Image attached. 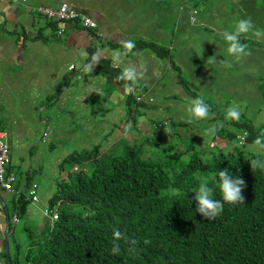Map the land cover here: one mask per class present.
I'll return each mask as SVG.
<instances>
[{
    "label": "crops",
    "instance_id": "obj_1",
    "mask_svg": "<svg viewBox=\"0 0 264 264\" xmlns=\"http://www.w3.org/2000/svg\"><path fill=\"white\" fill-rule=\"evenodd\" d=\"M64 2L90 16L97 29L92 32L77 27L73 22L48 20L31 11L32 7L39 5L56 7ZM225 2L230 3L231 0ZM187 3V0L0 2V131L6 133L5 141L11 153L7 166L16 176L15 187L24 188L26 180L30 179V183L37 184L39 189L30 167L32 150L36 146L35 128H41L39 137L42 142L47 137L49 148L56 142L66 145L61 164L71 153L92 150L103 153L122 139L131 144L148 139L155 134L161 121L168 122L167 133L173 132L170 123L178 120L174 117H178L188 102L183 84L201 81L202 78L195 75L198 68L212 65L217 67L213 70L217 73L221 64L219 49L215 53L212 51L211 60L204 59L202 53L193 52L192 56L188 52L185 45L188 40L187 16L180 10ZM197 8L199 15L200 9ZM220 8L218 2L211 7V30H219ZM257 17L262 24L261 12ZM241 38L247 46L253 42L247 51H261L257 48L264 51V47L259 46L264 38V23L255 30L253 38L249 34H242ZM129 40L134 44L154 42L166 48L169 54L160 57L147 46L129 50L126 46ZM93 55H98L100 61L88 72L84 66ZM195 57L198 60L193 61ZM190 62L198 68L189 69ZM222 63L226 67L235 65L229 60ZM70 65L74 68L70 69ZM102 66L112 69L114 76L105 73ZM127 67H133L141 74L132 95L127 88L128 81L121 78ZM256 73L254 82L261 85V68ZM183 74L186 75L183 77ZM219 74L216 75L217 82ZM176 94L182 95L178 103L175 102ZM132 96H139L140 100L135 99L133 112L129 113L128 99ZM238 106L243 114L245 110ZM160 109L166 117L154 121L155 112ZM211 114L210 119L220 120L214 111ZM58 118L64 123L58 124ZM75 121L84 123L76 126L72 123ZM86 122L95 123L86 126ZM28 131L32 133L31 138L22 143L21 138ZM214 143L218 146L216 141ZM21 146L26 148L27 159L22 155L24 150H20ZM63 167L61 165V170ZM37 193L40 200L38 190ZM12 202L13 194L0 188V250L5 249L6 235L9 241L10 222L13 226L17 222V218L9 214ZM46 206L47 202L43 207L38 203L28 205L25 223L34 232L43 229L49 221L43 213ZM20 231L15 232L17 240Z\"/></svg>",
    "mask_w": 264,
    "mask_h": 264
},
{
    "label": "trees",
    "instance_id": "obj_2",
    "mask_svg": "<svg viewBox=\"0 0 264 264\" xmlns=\"http://www.w3.org/2000/svg\"><path fill=\"white\" fill-rule=\"evenodd\" d=\"M197 7L180 8L188 20L189 12L195 10L191 24L197 23ZM143 46L160 57L169 54L154 42L139 41L132 49ZM101 69L114 76L112 69ZM183 85L189 95L194 94ZM135 99H128L129 113ZM211 111L226 118V112L210 105ZM229 122L245 132V141L240 142L237 132L221 128L213 139L227 141L232 152H220L208 161L195 152L185 160L184 152L175 153V146L169 144L162 149L173 153L147 156L148 139L133 144L122 139L103 153L69 154L61 165L70 163L71 170L47 201L54 219L43 229L34 232L25 223L31 203L25 194L13 195L9 214L17 222L15 226L10 222L8 254L0 250V264H264V169L251 164L257 152L241 149L264 135V125L255 126L244 117ZM189 123L170 124L184 127ZM225 167L243 179L244 200L236 205L225 203L222 213L208 220L196 211L192 189L205 178L217 185L218 168ZM31 183L27 179L24 187ZM173 190L179 195L173 196ZM215 196L221 198L218 188ZM115 229L127 239L122 238L120 252L112 254ZM23 232L28 234L25 241L20 238Z\"/></svg>",
    "mask_w": 264,
    "mask_h": 264
},
{
    "label": "rangeland",
    "instance_id": "obj_3",
    "mask_svg": "<svg viewBox=\"0 0 264 264\" xmlns=\"http://www.w3.org/2000/svg\"><path fill=\"white\" fill-rule=\"evenodd\" d=\"M189 1L191 4L197 5L199 7L200 14L198 15L196 24H191L187 18L186 29L188 33V40L185 42L186 48L190 55L193 56V52L195 54L202 53L201 55H203V58L207 60L212 59V51L215 53V51H217L216 49H219V60L221 62V64H219V72L221 73L219 74V72H214L213 70H217V67L212 65H204L200 69L196 66H192L191 62L188 64V67H190L189 69L198 68L195 75L200 76L202 79L200 82H194V84H190L189 81L187 82L189 90L193 91L194 94L189 95V93L186 91L188 102L184 105V109L180 111L178 117H174V119H178L174 122L176 123L181 119L186 121L187 107L191 100L203 94L206 97L207 102H209L212 107L217 108V110L221 113H225V111H227V105L232 106L235 103V105H240L243 110H245L243 114H241V117L252 120L255 126L264 125L263 49L257 48V50L261 49V51L258 52L251 50L247 51L246 55L240 60L231 59L227 53V42L220 38V33L225 30H231L238 18L249 17L253 20V31L247 34L253 38V33L255 30L258 29V27H262L264 23H259L257 17L259 12H261V15L264 18V0H231L230 3L225 2V0H187L188 5H190ZM217 2L218 6L221 7L219 17L220 19L217 25L219 30L213 27L211 30V7ZM216 21H218V19ZM252 43L253 42H251L249 46H247L245 43L246 49L252 46ZM259 46L264 47V38L261 40ZM195 59L198 60V58L195 57L193 61ZM226 60L235 62V65L233 66L230 64L229 67L223 66L224 64L222 62ZM260 68L263 78L261 80V85H258L254 82V79L258 75L256 71H258ZM217 74L220 76L219 82L216 81ZM184 75L186 74H183V77ZM192 76L194 77L193 72ZM190 85H193V87L191 88ZM216 89L219 90L216 91ZM176 97L177 98L175 99V102L178 103L180 98H182V95L176 94ZM162 112L163 111L161 109L159 112H155L154 121L161 120L166 117V114H163ZM211 115V112H209V116L207 118L193 121L180 129H178V126L174 125L172 126L174 130L171 133L166 132L168 125L167 121H161L160 126L156 124L158 127L154 131L155 134L148 138L144 147V149H146L145 155L155 158L159 155H163L164 153H173L172 151L175 153L184 152L183 158L187 160L190 158L191 154L195 152L199 153V155L204 160L208 161L214 156L218 155L220 152L224 153L227 151V154H229L232 152V148L227 141L217 139L214 140L213 136H208L204 130L214 124L219 125L222 122L223 126L219 127V131H221V128H226V130L237 132L240 136H245V132H242L241 129L235 127L234 125H231L229 122L230 119L220 118V120H213L210 119ZM162 122H165L164 126ZM57 123L59 124L64 122H61V118H58ZM72 123L77 126L79 123H84V121H75ZM93 123L95 122H86V126L89 124L92 125ZM42 128L45 127L43 126ZM41 133V128H35L36 146H34L32 150V152H34L32 154V162L30 167L32 169L33 180L39 184V189L37 190L40 194V200L37 203L39 206L43 207L49 196H51L56 190L58 181L66 178V174L69 170H71V164L64 163V167L61 170L60 159L65 155L63 149L66 148V145H61L59 142H56L54 147L49 148L47 137H45L44 142H42V138L39 137ZM30 135H32L31 131H28V134L27 132L24 133V136L21 138V142L24 143V141L30 140ZM212 141L213 145L210 144ZM215 141L218 143V146L216 143H214ZM125 142L127 143L128 140ZM167 144L174 145L175 148L172 151H163L162 148H165ZM190 145H192V147H189ZM241 149L244 153L257 152L259 147L255 144L246 143ZM20 150H24L22 151V155L27 159L28 156L26 148L21 146ZM10 154L11 153L9 151V155ZM13 154L14 153H12V155ZM10 164L12 165L13 163L10 161ZM27 235V232H23L20 234V238L25 241L27 239ZM24 246L25 244H22V247Z\"/></svg>",
    "mask_w": 264,
    "mask_h": 264
},
{
    "label": "clouds",
    "instance_id": "obj_4",
    "mask_svg": "<svg viewBox=\"0 0 264 264\" xmlns=\"http://www.w3.org/2000/svg\"><path fill=\"white\" fill-rule=\"evenodd\" d=\"M253 31V20L249 18H238L234 27L231 30H225L220 33V38L227 42V53L230 57L235 60H240L246 55L247 49L245 43L242 42V34H247ZM214 41V40H212ZM127 48L131 50L134 48V41H127ZM214 59H216L214 57ZM100 57L98 55H93L89 63L84 67L88 72L92 71V67L99 63ZM140 73L133 67H127L124 69L121 74V78L128 81L127 88L129 92H132L138 86V81L140 79ZM103 92V90H100ZM210 105L206 100V97L201 94L198 97H195L191 100L190 104L187 107V116L186 119L189 122L198 121L205 119L209 116ZM241 117V110L238 105H232L227 108L226 119L230 120H239ZM222 122L219 125H212L206 128L204 131L208 136H216L219 130V127H222ZM195 130V129H193ZM170 131V130H169ZM254 144L259 147L260 150L257 151L256 156L251 160V164L255 167L264 169V135H258ZM228 152H224L227 154ZM216 175L219 178L218 184L213 186L208 182V180L202 179L197 187L192 189L195 196L194 199L196 203V211L202 214L208 220L214 219L219 216L225 206V203L236 205L242 203L244 197L242 195V188L244 186V181L239 175H235L229 168H218ZM219 189L221 193V198L217 199L215 192ZM186 194V193H185ZM172 195H179L175 190L172 191ZM124 238L127 239L125 233L119 229L113 231V241L112 248L110 252L112 254L119 253L120 243L119 241ZM135 243V241H132Z\"/></svg>",
    "mask_w": 264,
    "mask_h": 264
},
{
    "label": "built area",
    "instance_id": "obj_5",
    "mask_svg": "<svg viewBox=\"0 0 264 264\" xmlns=\"http://www.w3.org/2000/svg\"><path fill=\"white\" fill-rule=\"evenodd\" d=\"M0 2H11V3H20L24 4L27 0H0ZM31 11L40 14L47 18L48 20L59 21V22H73L77 27L86 29L89 31H95L97 29L96 22L88 15L76 11L70 4L61 3L56 7H48L44 5H39L32 7ZM189 15V20L194 22L195 20V10H191ZM70 69L74 68V65L69 66ZM136 100L139 101L140 97H136ZM163 126L165 122H162ZM159 125H161L159 123ZM167 125V124H166ZM6 133L0 131V188L4 191H7L13 195L19 196L20 194H25V199H29L31 203H37L39 200L37 193V184L31 183L28 186L15 187L16 176L13 172L8 169L9 161V147L5 141ZM240 142L245 141L244 135H238ZM76 168V167H75ZM45 216L49 217V220L54 219L53 211L46 207L43 210Z\"/></svg>",
    "mask_w": 264,
    "mask_h": 264
},
{
    "label": "water",
    "instance_id": "obj_6",
    "mask_svg": "<svg viewBox=\"0 0 264 264\" xmlns=\"http://www.w3.org/2000/svg\"><path fill=\"white\" fill-rule=\"evenodd\" d=\"M7 239H8V235H6V237H5V251L8 254V242H7Z\"/></svg>",
    "mask_w": 264,
    "mask_h": 264
}]
</instances>
